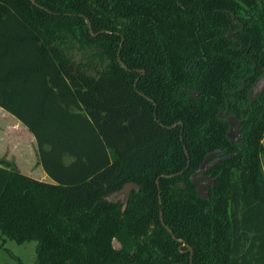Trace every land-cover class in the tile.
I'll use <instances>...</instances> for the list:
<instances>
[{"label": "trees", "instance_id": "1", "mask_svg": "<svg viewBox=\"0 0 264 264\" xmlns=\"http://www.w3.org/2000/svg\"><path fill=\"white\" fill-rule=\"evenodd\" d=\"M263 73L264 0H0V109L48 178L0 161L2 239L34 264H264Z\"/></svg>", "mask_w": 264, "mask_h": 264}, {"label": "rangeland", "instance_id": "2", "mask_svg": "<svg viewBox=\"0 0 264 264\" xmlns=\"http://www.w3.org/2000/svg\"><path fill=\"white\" fill-rule=\"evenodd\" d=\"M68 54L76 60L85 61L89 52H83L76 46L69 50ZM0 161L17 165L21 172L36 179L40 178L37 171H43L38 163L36 146L31 134L2 109H0ZM262 165L264 169V159ZM127 191L126 187L119 195L110 196V199L124 200ZM36 246V242L18 244L7 238L3 240L0 232V264H34Z\"/></svg>", "mask_w": 264, "mask_h": 264}, {"label": "flooded vegetation", "instance_id": "3", "mask_svg": "<svg viewBox=\"0 0 264 264\" xmlns=\"http://www.w3.org/2000/svg\"><path fill=\"white\" fill-rule=\"evenodd\" d=\"M257 81V80H256ZM255 81V82H256ZM255 84V83H254ZM253 84V85H254ZM252 88V87H251ZM250 92H251V90H250ZM193 95V94H192ZM250 97H251V95H250ZM219 119H221V120H223L225 123H227V125H228V131H227V133H226V137H227V134L230 132V128H231V126H232V124H233V132L232 133H230L231 134V136H233L234 137V140L233 141H231L228 137V139L230 140V142L233 144V143H239L240 141H241V138L239 139L238 137H237V135L239 134V136L241 137V127H242V120H239L238 118H236V116L235 115H231L230 113H229V104H228V102L226 101V108L223 110V112L222 113H219L218 114V116H217ZM230 118H233L234 120L233 121H231L230 120ZM208 156H210V155H208ZM197 172V171H196ZM195 172V173H196ZM195 173L191 176V179L193 180V177H195V178H202V180L199 182V184H202V185H204V186H207L206 188H205V190L211 185V183H209V181H208V177H206V171L203 173V174H196L195 175ZM195 175V176H194ZM210 180V179H209ZM205 192V191H204Z\"/></svg>", "mask_w": 264, "mask_h": 264}, {"label": "water", "instance_id": "4", "mask_svg": "<svg viewBox=\"0 0 264 264\" xmlns=\"http://www.w3.org/2000/svg\"><path fill=\"white\" fill-rule=\"evenodd\" d=\"M88 23V22H87ZM88 25H89V23H88ZM89 27H90V25H89ZM264 93V73L257 79V81L255 82V84L252 86V88H251V92H250V95H251V99H252V101H254V100H256L261 94H263ZM230 120L231 121H233L234 119L233 118H230ZM232 126H233V124H232ZM231 126V128H230V132L227 134V137L231 140V141H233L234 140V137L233 136H231V134L230 133H232L233 132V127ZM237 137L240 139L241 137L239 136V134L237 135ZM208 168H206V167H202L200 170H198L196 173H195V175L196 174H203L206 170H207ZM194 175V176H195ZM202 180V178H195V177H193V182L197 185V187H196V191L200 194V195H202V196H206V194H205V188L207 187V186H204V185H202V184H199V182ZM208 181H209V183H211V185L213 184V181L212 180H209L208 179ZM182 186V185H181ZM130 186H128L127 187V189L129 188ZM127 193H128V191H127ZM127 193H126V195H127ZM120 193H118V194H116V195H119Z\"/></svg>", "mask_w": 264, "mask_h": 264}, {"label": "crops", "instance_id": "5", "mask_svg": "<svg viewBox=\"0 0 264 264\" xmlns=\"http://www.w3.org/2000/svg\"><path fill=\"white\" fill-rule=\"evenodd\" d=\"M17 123L18 124H20L18 121H17ZM21 125V124H20ZM24 127V126H23ZM25 128V127H24ZM26 129V128H25ZM27 130V129H26ZM31 137H32V139H33V141H34V144H35V140H34V138H33V136L31 135ZM36 146V145H35ZM36 152H37V149H36ZM38 173H39V177L40 178H37V179H39V180H42V181H47L48 180V178H47V176H46V174L44 173V171H41V172H39V171H37ZM23 173V172H22ZM24 174V173H23ZM27 175V174H26ZM30 176V175H29ZM32 177V176H31ZM34 178V177H33Z\"/></svg>", "mask_w": 264, "mask_h": 264}]
</instances>
